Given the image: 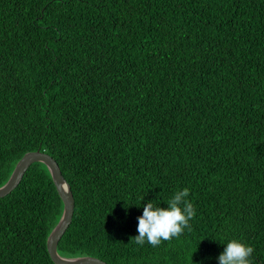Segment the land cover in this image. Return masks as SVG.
Returning <instances> with one entry per match:
<instances>
[{
	"label": "trees",
	"instance_id": "obj_1",
	"mask_svg": "<svg viewBox=\"0 0 264 264\" xmlns=\"http://www.w3.org/2000/svg\"><path fill=\"white\" fill-rule=\"evenodd\" d=\"M37 149L74 198L60 255L219 264L237 239L264 264V0H0V186ZM184 188L191 231L137 245L143 205ZM62 209L32 163L0 197V264H55Z\"/></svg>",
	"mask_w": 264,
	"mask_h": 264
},
{
	"label": "clouds",
	"instance_id": "obj_2",
	"mask_svg": "<svg viewBox=\"0 0 264 264\" xmlns=\"http://www.w3.org/2000/svg\"><path fill=\"white\" fill-rule=\"evenodd\" d=\"M189 189L176 191L167 203V208L157 206L155 200L143 205L142 215L137 217L138 235L133 237L137 245L145 242L157 247L162 241H170L183 234L185 229L191 231L190 221L196 214L193 204L186 199ZM144 196L141 197L143 200ZM127 208V207H125ZM254 249L237 239L227 242L223 252L218 256L219 264H251L249 257Z\"/></svg>",
	"mask_w": 264,
	"mask_h": 264
},
{
	"label": "water",
	"instance_id": "obj_3",
	"mask_svg": "<svg viewBox=\"0 0 264 264\" xmlns=\"http://www.w3.org/2000/svg\"><path fill=\"white\" fill-rule=\"evenodd\" d=\"M34 162H41L47 167L63 203L61 216L46 238V248L51 260L55 264H108L94 256H62L57 252L58 241L72 219L74 198L70 185L62 175L58 163L49 154L40 149L25 152L15 163L7 181L0 186V197L9 194L18 185L25 171Z\"/></svg>",
	"mask_w": 264,
	"mask_h": 264
}]
</instances>
